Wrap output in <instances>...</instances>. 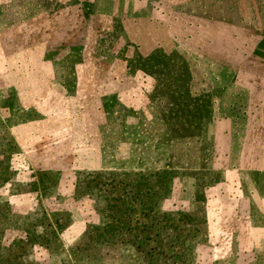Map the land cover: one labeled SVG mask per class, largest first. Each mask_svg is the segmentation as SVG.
<instances>
[{"label": "rangeland", "instance_id": "374dc122", "mask_svg": "<svg viewBox=\"0 0 264 264\" xmlns=\"http://www.w3.org/2000/svg\"><path fill=\"white\" fill-rule=\"evenodd\" d=\"M0 264H264V0H0Z\"/></svg>", "mask_w": 264, "mask_h": 264}]
</instances>
